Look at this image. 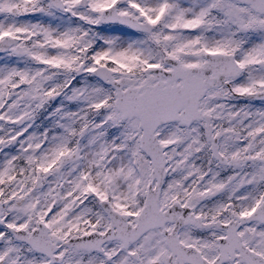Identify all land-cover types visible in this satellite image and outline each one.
<instances>
[{
  "label": "snow or ice",
  "instance_id": "6c2138e0",
  "mask_svg": "<svg viewBox=\"0 0 264 264\" xmlns=\"http://www.w3.org/2000/svg\"><path fill=\"white\" fill-rule=\"evenodd\" d=\"M0 264H264V0H0Z\"/></svg>",
  "mask_w": 264,
  "mask_h": 264
}]
</instances>
